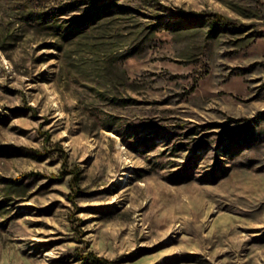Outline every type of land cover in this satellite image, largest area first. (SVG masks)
Segmentation results:
<instances>
[{
  "label": "rangeland",
  "instance_id": "1",
  "mask_svg": "<svg viewBox=\"0 0 264 264\" xmlns=\"http://www.w3.org/2000/svg\"><path fill=\"white\" fill-rule=\"evenodd\" d=\"M90 251L264 264V0H0V264Z\"/></svg>",
  "mask_w": 264,
  "mask_h": 264
},
{
  "label": "trees",
  "instance_id": "2",
  "mask_svg": "<svg viewBox=\"0 0 264 264\" xmlns=\"http://www.w3.org/2000/svg\"><path fill=\"white\" fill-rule=\"evenodd\" d=\"M183 16H186L188 18H193V19H203V18H205V15H203V13H200V12H197V11H190L188 13L183 14ZM224 20H225L224 16H222L219 13H214L210 17V21H209L210 22V26L212 28H217L218 24L223 23ZM55 27H57V30H60V31L62 30L61 29V25H56ZM84 258L88 259V260H91V261L100 262L101 264H108L109 263V261L107 259H105L103 257H98L92 251L88 252L87 255L84 256Z\"/></svg>",
  "mask_w": 264,
  "mask_h": 264
}]
</instances>
